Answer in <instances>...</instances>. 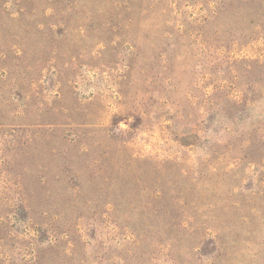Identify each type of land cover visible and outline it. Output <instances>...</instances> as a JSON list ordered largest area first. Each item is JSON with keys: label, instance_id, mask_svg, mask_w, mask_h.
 <instances>
[{"label": "rangeland", "instance_id": "obj_1", "mask_svg": "<svg viewBox=\"0 0 264 264\" xmlns=\"http://www.w3.org/2000/svg\"><path fill=\"white\" fill-rule=\"evenodd\" d=\"M0 264H264V0H0Z\"/></svg>", "mask_w": 264, "mask_h": 264}]
</instances>
